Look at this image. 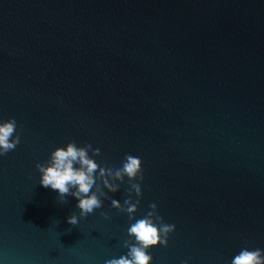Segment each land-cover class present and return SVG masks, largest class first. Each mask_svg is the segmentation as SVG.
I'll use <instances>...</instances> for the list:
<instances>
[{
    "label": "water",
    "instance_id": "water-1",
    "mask_svg": "<svg viewBox=\"0 0 264 264\" xmlns=\"http://www.w3.org/2000/svg\"><path fill=\"white\" fill-rule=\"evenodd\" d=\"M13 117L0 264H105L152 203L175 231L151 264L264 250V0H0V122ZM69 142L112 170L139 157L144 180L101 184L103 212L80 217L36 168ZM134 182L130 220L111 200Z\"/></svg>",
    "mask_w": 264,
    "mask_h": 264
},
{
    "label": "clouds",
    "instance_id": "clouds-1",
    "mask_svg": "<svg viewBox=\"0 0 264 264\" xmlns=\"http://www.w3.org/2000/svg\"><path fill=\"white\" fill-rule=\"evenodd\" d=\"M16 128L17 121L14 117L0 122V156L14 151L20 144V135L16 132ZM89 150L93 156L100 155V149L93 148L90 143L78 147L75 142H69L66 147H57L45 164H36V168L41 173L39 180L41 186L58 191L61 201L66 202L68 195L77 198L80 217L95 215L97 210L103 212L104 203L100 197L109 198L103 188L115 193L120 189L116 181L123 183L125 177H128L129 181L144 180L142 160L139 157L126 155L123 167L112 170L99 165L89 156ZM132 191L137 197H141V183L130 184L129 198L124 200L123 206L119 201L111 200V206L121 212L126 211L130 220L134 218L137 206L140 204V199L132 201ZM149 207L151 211L128 228L130 239L124 242V247L128 249L127 254L107 260L105 264H151L153 257L148 254V250L157 245L167 247L169 236L175 231V225L163 221V217L157 213L155 203L150 204ZM105 218H108L107 214ZM67 222L77 225V215L72 213L67 218ZM133 237L135 243L131 240ZM231 264H264V250L241 249Z\"/></svg>",
    "mask_w": 264,
    "mask_h": 264
}]
</instances>
